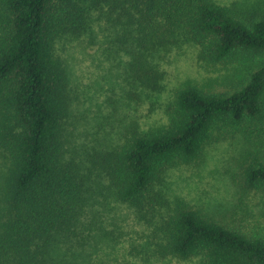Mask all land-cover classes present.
<instances>
[{
    "label": "trees",
    "instance_id": "obj_1",
    "mask_svg": "<svg viewBox=\"0 0 264 264\" xmlns=\"http://www.w3.org/2000/svg\"><path fill=\"white\" fill-rule=\"evenodd\" d=\"M103 17L130 57L125 68L136 98L161 89V59L182 44L208 65L249 63L245 79L227 92L182 83L164 123H131L115 147L87 155L89 168L65 154L72 98L56 45L81 38ZM263 135L264 0L239 7L216 0H0V264H61L81 247L92 172L142 221L159 216L161 258L264 264V236L182 198L169 201L164 191L169 169L196 164L208 144L241 136L256 140V154L246 151L233 182L264 193Z\"/></svg>",
    "mask_w": 264,
    "mask_h": 264
},
{
    "label": "rangeland",
    "instance_id": "obj_2",
    "mask_svg": "<svg viewBox=\"0 0 264 264\" xmlns=\"http://www.w3.org/2000/svg\"><path fill=\"white\" fill-rule=\"evenodd\" d=\"M216 1L239 7L259 0ZM115 35L110 21L103 17L96 19L81 38L63 39L56 45L72 98L65 154L87 166V155L115 147L131 123L143 129L164 123L173 91L182 83L190 80L206 83L209 91H232L245 79L249 65H208L198 59L194 46H175L160 62L164 72L161 89L151 98L138 90L136 98L125 68L130 57ZM246 151L256 154V140L250 143L235 136L208 144L200 162L167 171V199L182 198L221 223L241 228L253 237L264 236V193L243 191L233 182ZM90 178V197L81 217L86 228L79 227L84 242L62 255L61 264H199L198 258L158 256L159 216L151 218L152 224L142 221L131 208L116 201L99 172H92Z\"/></svg>",
    "mask_w": 264,
    "mask_h": 264
}]
</instances>
